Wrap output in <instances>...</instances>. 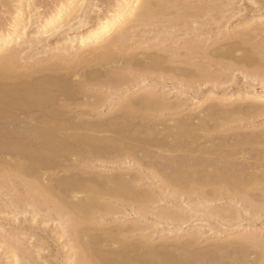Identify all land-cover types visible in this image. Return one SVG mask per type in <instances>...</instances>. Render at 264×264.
Returning a JSON list of instances; mask_svg holds the SVG:
<instances>
[{
  "label": "bare ground",
  "instance_id": "1",
  "mask_svg": "<svg viewBox=\"0 0 264 264\" xmlns=\"http://www.w3.org/2000/svg\"><path fill=\"white\" fill-rule=\"evenodd\" d=\"M237 2L0 0L14 13L0 20L4 226L14 224L18 236L33 225L15 219L29 212L35 221L46 206L61 226L54 238L66 239L53 255L72 252L54 264H264V237L252 225L264 217V122L254 121L264 116V13L226 32ZM227 70L259 82L261 92L193 107ZM109 97L118 101L106 110ZM76 143L88 149L76 155ZM62 153L81 160L65 166L66 176L43 173ZM179 196L186 205L167 221L180 225L193 209L200 221L227 226L208 237L202 226L185 238L160 235V243L145 236L150 204ZM218 201L224 211L213 209ZM127 208L140 219L114 216ZM236 225L243 234L225 238ZM34 227L42 240L44 229ZM12 236L0 230L3 264H41L27 240ZM258 247L259 259H248Z\"/></svg>",
  "mask_w": 264,
  "mask_h": 264
},
{
  "label": "rangeland",
  "instance_id": "2",
  "mask_svg": "<svg viewBox=\"0 0 264 264\" xmlns=\"http://www.w3.org/2000/svg\"><path fill=\"white\" fill-rule=\"evenodd\" d=\"M37 1L40 2V0H36V2ZM42 1H44V0H42ZM254 1L238 0V2L233 5V8L235 9V14L233 16H231L229 18V20H226L227 23L225 22V24H224L225 27L223 30L224 31L227 30L226 32L239 31V30L243 31L247 26V22L250 21L249 23H251L252 22L251 20L255 21L259 16H261L264 13V0H254ZM4 12L7 14H5ZM11 13L12 12H9V13L6 12L4 10V8L0 9V14H2L0 20L2 21L3 17H4V19L13 17L14 13H12V14ZM4 15H6V16H4ZM31 29L33 30V28H31ZM262 38H263V35H260L256 38V40H261ZM224 72L226 73V75H225V78L223 79V81L225 79H227V80H225L224 83H222L220 85L207 84V86L205 87V92L203 93V95H200V96L196 97L195 99H192V101H189L191 103L193 102L194 104H196V106L194 105L193 107L197 108L200 105H202V108L205 107L208 103V102L205 103V101H204L205 97H206L205 98V100H206L207 98H213V97L224 98L227 95L226 99H229V96L230 97L232 96L230 100H232V98H233V100L238 99V101H235V102L242 103L243 100L241 98L244 96L246 91L256 90L257 92H261L262 84H260L257 81L253 82L250 79L246 78L245 75L241 71L236 70L233 72L232 75H233L234 79H230V77L232 75L230 76L229 70H227V72L226 71H224ZM226 76H228V77H226ZM213 86H217V87H213ZM173 93L169 95L171 100L174 99ZM189 96L192 97L193 94H189ZM108 99L109 100H107V101H109V102H107L106 106H104V109H106V110H108V107H110V103L112 101L111 97H109ZM262 99H264V98H262ZM262 99L257 97L256 100H262ZM116 100L118 101V99H115L114 102L112 101L113 102L112 105L115 104V102H117ZM239 100H241V101H239ZM201 101L204 104H202ZM203 105H205V106H203ZM249 120H251V119H249ZM254 121H256L257 123L261 121L260 123H263L264 122V116H262V117L257 116V117H255ZM246 130L249 131V129H246ZM73 145L76 146V148L74 147L77 150L75 153L76 155H78V150H79V153H81L82 151H85L88 149V146H86L85 143H76V145L75 144H73ZM78 145H79V147H77ZM85 146H86V148H85ZM80 150H81V152H80ZM62 154L64 155V153H62ZM66 154L67 153H65L64 156L62 155V157H59L60 159H57V161L58 160L59 161L56 164L49 163V166L47 165L45 168H43L42 172L49 174V173H52V171L56 170V171L60 172L61 176H66L67 172L65 173V171H64L65 166L68 164L71 165L72 162L75 163L74 160L80 159L79 157L77 158L75 155H69V154L66 155ZM105 157H106L105 159H108V158L112 159L113 157H118V156H116L114 153H108ZM84 161H86V160H84ZM95 163L99 164L100 161L99 162L95 161ZM144 182L148 184V182H150V181H148V182L144 181ZM147 184L142 185V187L143 186L146 187ZM79 195L81 196L82 194H79ZM180 198H183L184 201L182 199L180 201ZM187 198L183 197V196H181V197L179 196L177 198L179 200V202L176 201L177 199H175V200L172 199L173 201H169V199L168 200L158 199L157 202L150 204L151 206H149V207H151V208H149L145 218L141 217L142 223H144L143 220L145 222H147V224L144 223V224H146L147 228L145 229V231H142L143 233H145V236L150 237L152 235L155 238V240H157L155 242L160 243V242H158V241H160V238H161L160 235H164V234L183 235L185 238L187 233L195 230L196 226H202L207 231L205 236L208 237L207 235L214 236L217 233V231H218L217 225L219 223H222L224 226L226 225L225 220L224 219H218V217L212 218L210 221H200L203 218V216H201L200 212L198 213V211H195L193 209H191V210L188 209V211H185L187 213L186 221L180 223V225L178 223L174 224V223H171L170 221H167L165 219L166 215H169L170 211H172V210L180 212L181 209L179 210V208H177V207H180L183 209V206L186 205V202L188 200ZM190 202L188 204H191L192 206L195 205V202H193V203H192V201H190ZM223 204H224V202L218 201V202L213 204V206H215V208H213V209L214 210L216 209L217 211L218 210L224 211L225 210L224 208H222V207L220 208V206ZM42 207L40 208V215L37 217V219L35 221L30 222L32 217H31V214L29 212L23 213V214L19 215L17 219H15L16 222L17 221L23 222L28 227L30 224L33 225V228L29 227L25 231L17 230V232L18 231L21 232L20 235H18L19 237L15 236L16 234L14 235L15 232L12 233V231L15 230L14 224H12V225L7 224L6 226H4L5 219L10 217L11 214L8 213L9 210H7L5 212L2 211L0 213V230L5 233L6 237L8 235L9 236L13 235L12 237L13 238L15 237V241H16V238L19 240H21V239L27 240L28 243L30 244V247L39 252L38 253L37 251H34V252H36L35 255L40 257V258L38 257L39 258L38 260L41 262V264H54L56 261H58V259H62V255L65 252L67 253L69 251V249L67 246L64 247L63 252L64 251L65 252L63 254L60 253L57 256L58 258H56L53 255V252L57 251L58 248L60 247L61 243L65 242L66 239L64 237H61L59 240L54 238V234H55L56 230L59 231L61 226L60 227L57 226L58 225L57 219L50 218L51 216L49 215L50 214L49 210H45L46 206H42ZM124 214H127V216H124ZM114 216L115 217L117 216V218L120 217V218L127 220L126 223L134 222V220L136 218H138V216H136V214H133V213L131 214L130 208H127L124 213H122V212L117 213ZM161 216H163L164 218H161ZM138 219H140V218H138ZM43 220L44 221L47 220V221L45 223H42V222L40 223V221H43ZM247 222H248V220H243L241 222L242 223L241 226L248 225L249 222L248 223ZM1 225H2V227H1ZM252 225L254 226V228H256V230H260L261 233L263 234L262 236L264 237V217L257 219L256 221H254L252 223ZM34 226H40V227H42V229H44V231H42V240L39 239V237L37 235H34L35 233L40 232L39 230L37 232V230L35 229ZM210 228H213V229L209 230ZM223 228H226V227H223V226L219 227V229H223ZM243 228L244 227H237V225L233 226L232 228H229V230L226 231L227 233L225 232V234H226L225 238L226 237L228 238L229 236L234 237L236 234H237L236 236H238L239 234H243V232L245 230ZM240 230H242V231H240ZM152 236L150 238H153ZM203 238L200 239L201 244H203L206 247L207 246L206 242H208V241L205 238H204V240H202ZM39 240H41V241H39ZM41 243H43V245ZM0 245H1L0 246V264H3V262L5 263V262L9 261V259L5 258L6 255H3L4 254L3 247L5 245L1 242H0ZM203 245H200L199 247H202ZM247 252H249V253H246V257H247V255L249 256V257H247L248 259L257 261V259H259V257H260V255H259L260 248L259 247L257 249L256 248L250 249V251L248 250ZM68 253H72V252L70 251ZM70 261H71V259L67 260V262H70Z\"/></svg>",
  "mask_w": 264,
  "mask_h": 264
}]
</instances>
